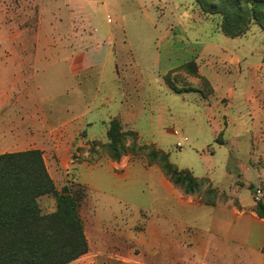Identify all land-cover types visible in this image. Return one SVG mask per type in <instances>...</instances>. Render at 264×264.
<instances>
[{
    "label": "crops",
    "instance_id": "obj_1",
    "mask_svg": "<svg viewBox=\"0 0 264 264\" xmlns=\"http://www.w3.org/2000/svg\"><path fill=\"white\" fill-rule=\"evenodd\" d=\"M73 1L44 0L33 33L23 30L11 37L18 45L27 40L38 47L37 51L0 54V94L6 97L0 100V118L6 122L1 126L8 135L32 141L42 136L49 141H71L75 131L82 130L87 139L98 140L97 125L106 126L112 118L134 130L141 118L159 124L164 117L173 116L174 105L163 102L159 95L177 94L182 104L193 103L190 119L195 120L200 111L217 125V139L223 135L228 142H237L244 137V146L239 142L236 146L244 149L246 161L234 175L244 178L255 171L257 183L264 189V37L257 44L250 42L248 34L236 38L224 35L226 40H219L221 20L217 28H207L205 24L218 15L204 13L198 4L191 15L194 27L179 19L168 26L164 22L166 11L158 14L155 9L162 6L166 10L170 4L175 9V3L155 0L149 7L148 22L155 31L162 25L163 31L154 43L152 67L146 68L133 58L124 35L118 38L111 28L101 36L95 29L87 32L76 23ZM138 59L143 61V55ZM112 63L109 82L119 89L118 95L110 88L103 104L110 111L106 119L91 120V105L73 80L96 71L100 85L106 77L105 68ZM147 99L149 111H145ZM74 108L83 109L80 116H73ZM33 149L41 150L29 147L0 154ZM127 174L128 167L124 176ZM156 174L178 210L170 211L169 200H163L161 223L147 224L150 257L159 252L163 263L175 259L178 264H264V218L252 210V195V201L240 203L241 210L233 206L232 199L208 205L201 197L176 188L162 171ZM203 210H209L205 223L200 221ZM158 237L159 249L153 247Z\"/></svg>",
    "mask_w": 264,
    "mask_h": 264
},
{
    "label": "rangeland",
    "instance_id": "obj_2",
    "mask_svg": "<svg viewBox=\"0 0 264 264\" xmlns=\"http://www.w3.org/2000/svg\"><path fill=\"white\" fill-rule=\"evenodd\" d=\"M171 1L175 3V9L171 4L166 10L162 9V6L155 9L158 14L162 10L166 11V25L170 26L175 19H179L187 27H194L191 15L198 10L196 0ZM152 2L156 3L155 0H74L76 10L73 19L85 27L87 32L95 29L96 33L102 36L113 28L118 38L124 35L133 58L148 68L152 67L155 40L163 31L162 25L158 24L155 31L148 22ZM43 3L44 0H0V54L37 51L38 47L27 43V40L25 44L18 45L15 40L12 42L11 37L23 30L30 35L33 33L40 20V8ZM140 8L143 13L139 11ZM219 22L220 18L217 16V19L209 20L205 26L214 29ZM258 30L260 29L257 25L250 28L247 33L252 40L250 42L257 44L261 37H264V33H259ZM192 32L191 30L190 33ZM217 38L226 40L219 32ZM139 55H143V61L138 59ZM112 69L113 63L105 68L106 77L100 85L96 71L84 78L73 80L74 87L78 85L91 105L88 112V118L91 120L106 119L110 112L103 104L107 91L115 86L109 82ZM114 89L112 91L117 94L119 89ZM152 89L155 93L154 84ZM159 97L163 102L174 105L175 108L171 112L173 116L164 117L159 124H151L144 118L139 119L134 125L138 136L136 139L127 137L126 147L130 149L135 143L138 147L151 145L162 150L168 154L169 161L179 169H188L195 177L206 178L207 181L201 185L199 193L194 194L201 197L203 203L212 202V205H215L232 199L234 207L243 209L240 203L252 201V189L255 186L263 188V185L257 183L255 171L244 178L239 174L234 175L235 169L240 168L246 161L244 149H238L236 146L237 142L244 146V137L237 142H228L227 136L223 135L217 139V125L208 122L202 112L197 111L195 120L189 118L195 110L191 100L182 104V97L177 94ZM1 99L6 97L0 94ZM148 99L145 111L150 110ZM82 112L83 109L74 108L72 113L73 116H80ZM112 119L106 126L101 123L97 125L98 140L87 139L85 131L77 130L71 141H49L45 140L44 136L39 141H32L15 134H12V137L8 135L5 127L1 126L6 122L0 118V152L38 147L58 190L64 186L83 190L80 214L89 251L71 264H178L175 259L163 263L159 252L150 257V238L146 233L150 221L161 223L163 200H169L170 211L175 213L178 205L172 197L166 195L164 186L156 174L161 173L159 165L150 161L148 150L128 151L119 161L111 159L106 147V134ZM123 130L131 129L123 126ZM184 137L189 141L179 150L176 145L183 142ZM247 149L252 148L249 146ZM232 155L233 159L230 157ZM115 165L119 167L116 168ZM127 167L129 174L124 176ZM150 168L152 171H149ZM208 189H215L217 193L207 194ZM39 203L45 214L55 210V199L51 196L41 198ZM256 205L257 203H254L253 211ZM208 215L209 210H203L200 221L205 223ZM159 244L158 237L157 246L153 247L159 249ZM198 264L208 262L199 261Z\"/></svg>",
    "mask_w": 264,
    "mask_h": 264
},
{
    "label": "trees",
    "instance_id": "obj_3",
    "mask_svg": "<svg viewBox=\"0 0 264 264\" xmlns=\"http://www.w3.org/2000/svg\"><path fill=\"white\" fill-rule=\"evenodd\" d=\"M196 2L204 13L220 17V30L226 37L243 36L253 25L264 31V0ZM170 87L178 91L172 84ZM106 136L112 160L119 161L128 151L148 150L150 161L157 162L168 180L185 194L199 193L207 181L188 169H179L167 153L154 146L138 147L134 143L128 149L127 137L136 139L138 133L123 130L118 118L110 121ZM216 193L215 189L207 191ZM45 196L55 199V210L48 214L42 212L39 203ZM83 196V190L70 186L57 189L41 150L0 154V264H70L85 255L89 245L80 214ZM255 212L264 216L263 200Z\"/></svg>",
    "mask_w": 264,
    "mask_h": 264
},
{
    "label": "built area",
    "instance_id": "obj_4",
    "mask_svg": "<svg viewBox=\"0 0 264 264\" xmlns=\"http://www.w3.org/2000/svg\"><path fill=\"white\" fill-rule=\"evenodd\" d=\"M189 139L187 137L183 138V142H178L176 148L182 150L183 144L187 143ZM252 199L254 203H259L264 199V190L262 187L256 186L252 191Z\"/></svg>",
    "mask_w": 264,
    "mask_h": 264
}]
</instances>
